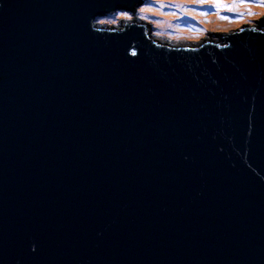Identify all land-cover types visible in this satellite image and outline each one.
I'll return each mask as SVG.
<instances>
[{
    "label": "water",
    "instance_id": "1",
    "mask_svg": "<svg viewBox=\"0 0 264 264\" xmlns=\"http://www.w3.org/2000/svg\"><path fill=\"white\" fill-rule=\"evenodd\" d=\"M133 2L0 0V264H264V13L95 20Z\"/></svg>",
    "mask_w": 264,
    "mask_h": 264
},
{
    "label": "rangeland",
    "instance_id": "2",
    "mask_svg": "<svg viewBox=\"0 0 264 264\" xmlns=\"http://www.w3.org/2000/svg\"><path fill=\"white\" fill-rule=\"evenodd\" d=\"M192 3L195 5V8L198 7L196 0H193ZM215 5H220V0H214ZM225 1L222 2V5ZM134 3V2H133ZM187 4L180 5L179 7H175L176 9H185ZM227 6L232 10H228L226 8L221 7L219 11H217V7L209 6L204 10H201V15L199 19L195 22H190L186 17H183L179 20V28H168L162 30L158 24V17L159 14V2L158 0H145L142 2L140 8L135 9L131 12V16H137L141 18H145L148 21H153L152 30L156 32H161L165 36H170L168 34L169 31L175 32L176 36L184 37L185 33L193 34L194 39L198 38H206L210 32L215 28H225L231 29L235 28L257 16L264 13V0H228ZM211 7V8H210ZM194 9V7H193ZM123 11V10H121ZM185 12V11H184ZM221 16L228 17V19H220ZM126 15H117L115 13L112 16V21H116L117 24L125 21ZM100 23H102L99 20ZM203 25V28L200 26ZM225 25H227L225 27ZM175 40L178 38L174 37ZM184 40V39H182Z\"/></svg>",
    "mask_w": 264,
    "mask_h": 264
},
{
    "label": "bare ground",
    "instance_id": "3",
    "mask_svg": "<svg viewBox=\"0 0 264 264\" xmlns=\"http://www.w3.org/2000/svg\"><path fill=\"white\" fill-rule=\"evenodd\" d=\"M219 1V0H218ZM227 5L228 0H220V5ZM159 2V15L158 24L162 30L168 28H179V20L186 17L190 22H195L201 15V10L206 9L209 6L216 7L214 0H196L198 7L192 3L193 0H176V4L180 5L187 4L185 9H176L173 2L170 0H158ZM163 5V6H162ZM194 7V9H193ZM211 8V7H210ZM185 11V12H184ZM203 28V25H200ZM227 25H225L226 27Z\"/></svg>",
    "mask_w": 264,
    "mask_h": 264
},
{
    "label": "clouds",
    "instance_id": "4",
    "mask_svg": "<svg viewBox=\"0 0 264 264\" xmlns=\"http://www.w3.org/2000/svg\"><path fill=\"white\" fill-rule=\"evenodd\" d=\"M144 1L145 0H140V3L139 4L137 2H134V3H132L131 5H128V6H122V7L113 9V10L103 11L98 17L95 18V20L97 22H99V20H100L102 22V24L107 25L109 27L149 25V27L152 30V28H155L153 26V21H148L145 18H141V17H137V16H131V12H133L135 9L140 8V6L142 5V2H144ZM170 1L174 3L175 7L177 6L176 0H170ZM121 10H123V11H121ZM115 13H117L118 16L119 15H122V14L126 15L125 21L121 22L120 24H117L116 21H112L111 20L112 19V16ZM231 29H233V28H231ZM152 31H153V33L164 35L161 32H156L154 30H152ZM174 33L175 32H173V31H169L168 32V34L171 35L172 37L178 38L177 40L194 39V36H195V35H193L191 33H189V34L185 33L184 37H182V36H176Z\"/></svg>",
    "mask_w": 264,
    "mask_h": 264
},
{
    "label": "snow or ice",
    "instance_id": "5",
    "mask_svg": "<svg viewBox=\"0 0 264 264\" xmlns=\"http://www.w3.org/2000/svg\"><path fill=\"white\" fill-rule=\"evenodd\" d=\"M162 6H163V5H162ZM216 7H217V11H219V9H220L221 7L226 8V9H228V10H232V9L229 8V6H227V5H217ZM220 19H228V17L221 16Z\"/></svg>",
    "mask_w": 264,
    "mask_h": 264
},
{
    "label": "trees",
    "instance_id": "6",
    "mask_svg": "<svg viewBox=\"0 0 264 264\" xmlns=\"http://www.w3.org/2000/svg\"><path fill=\"white\" fill-rule=\"evenodd\" d=\"M157 17H158V15H157Z\"/></svg>",
    "mask_w": 264,
    "mask_h": 264
}]
</instances>
